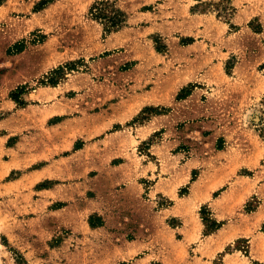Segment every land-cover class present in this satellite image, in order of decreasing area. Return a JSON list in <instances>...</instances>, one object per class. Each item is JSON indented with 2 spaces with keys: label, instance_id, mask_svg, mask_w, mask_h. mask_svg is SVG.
Segmentation results:
<instances>
[{
  "label": "rangeland",
  "instance_id": "374dc122",
  "mask_svg": "<svg viewBox=\"0 0 264 264\" xmlns=\"http://www.w3.org/2000/svg\"><path fill=\"white\" fill-rule=\"evenodd\" d=\"M189 165L264 181V0H0V264H204Z\"/></svg>",
  "mask_w": 264,
  "mask_h": 264
},
{
  "label": "crops",
  "instance_id": "0c3cea01",
  "mask_svg": "<svg viewBox=\"0 0 264 264\" xmlns=\"http://www.w3.org/2000/svg\"><path fill=\"white\" fill-rule=\"evenodd\" d=\"M200 151L201 145H195L190 159L197 158ZM192 170L193 167L189 165L185 175L191 176ZM231 175L225 169L211 172L206 167L200 168L194 173V177H190L187 192L179 199L195 202L198 208L206 205L211 218L222 224L197 236L193 228L182 221L180 226L185 230L179 241L182 246L179 253L181 256L184 257L185 251L190 247L204 264H214L215 261L211 259H217L219 264H264V200L251 211L236 212L239 197L244 194L246 198L247 192L252 189L264 190V181L252 187L250 181L257 173L234 174L235 177ZM215 191L217 194H214ZM201 227L199 226V230ZM240 243L243 244L239 246Z\"/></svg>",
  "mask_w": 264,
  "mask_h": 264
},
{
  "label": "trees",
  "instance_id": "16d2710c",
  "mask_svg": "<svg viewBox=\"0 0 264 264\" xmlns=\"http://www.w3.org/2000/svg\"><path fill=\"white\" fill-rule=\"evenodd\" d=\"M125 18L123 16V13L119 10H116V12L114 13V15L111 17V28H114L116 26H120L121 24H123ZM205 219V217H204ZM220 224L216 223L215 224V228L219 227Z\"/></svg>",
  "mask_w": 264,
  "mask_h": 264
}]
</instances>
